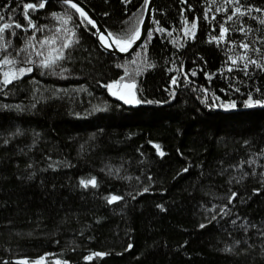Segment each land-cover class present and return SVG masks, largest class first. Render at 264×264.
<instances>
[{"label":"trees","instance_id":"1","mask_svg":"<svg viewBox=\"0 0 264 264\" xmlns=\"http://www.w3.org/2000/svg\"><path fill=\"white\" fill-rule=\"evenodd\" d=\"M82 1L116 34L144 13L143 0ZM28 2L40 1L0 0V16L26 27ZM241 3L264 8V0ZM233 7L227 0H157L152 37L126 57L107 54L69 10L66 27L75 35L70 58L61 62L67 80L34 66L0 87V264L45 254L46 264H264L257 235L264 224V107L244 104L249 92L262 98L264 72L250 65L246 76L240 61L228 71L229 57L243 52L241 41L264 50V12L242 18L245 36L235 17L225 20ZM66 8L47 1L29 10L38 28L47 26L37 41L61 25L51 13L63 16ZM193 19L194 39L184 31ZM220 23L229 31L217 43L210 37L219 36ZM15 31L12 56L33 30ZM248 55L259 60L261 53ZM137 69L136 96L153 103L113 99L105 85ZM231 101L235 108L220 107ZM249 159L255 163H244ZM92 177L95 188L79 184ZM113 195L122 199L109 203ZM224 205L228 215L220 213ZM243 224L257 228L245 232ZM97 252L105 255L84 259Z\"/></svg>","mask_w":264,"mask_h":264},{"label":"snow or ice","instance_id":"2","mask_svg":"<svg viewBox=\"0 0 264 264\" xmlns=\"http://www.w3.org/2000/svg\"><path fill=\"white\" fill-rule=\"evenodd\" d=\"M62 6H67L65 9V12L63 16L60 14L53 12L51 15L58 19L61 24L64 27L58 28V33H63L62 36H44L43 38L36 40V32L42 31L43 28L47 27L46 25H41L39 28L34 23L33 19L29 15V10H36L37 8L43 9L45 7L46 0H40L38 4L35 3H24L23 4V15L25 20L27 21V26L17 22H5V17L0 16V51L5 52L6 54L3 56L2 59H0V68H7V70L0 73L2 75V80H0V87H6L9 84H12L14 81L19 80L20 78L24 77L26 74L31 73L33 71V68L30 65L37 64L38 67L42 69L49 70L50 74L53 75H63V73L67 72L68 69L64 68L61 64L62 61L70 58V53L66 52V49H69L72 47L74 41L72 37L75 35L72 29L67 28L66 26L73 22V16L69 14V10H74L75 14L79 15L80 23L86 24L91 27L93 31H91V35L95 36L97 38V41L99 43V46L103 50H108L110 48H115L119 52H127L130 48H132L133 44H135L138 40L141 39V28L140 23L142 21L138 18L136 24L132 25L130 28L126 29L123 34H116L111 31H108L106 34L104 31H102L100 28L97 27V23L95 20L90 18L88 14L84 11L82 7L79 6L78 2H74V0H61ZM131 0H123V3L128 4ZM182 3H186L187 0H181ZM229 6L235 5V7L232 8L231 14L227 15L225 17L226 21H233V18L235 17L236 21L239 22L240 27L239 31L241 33H244L245 36L247 35V32L245 30L243 17L247 16L249 19H256L255 17H252V12L255 11L257 13L264 12V8H261L259 6H255L252 4L245 5L241 3V0H227ZM149 5V0H143V4L141 5L142 9L147 10ZM189 7H191L189 5ZM223 9L221 7H216L215 11L220 12ZM183 11V10H182ZM107 15V13H105ZM135 15V13H133ZM205 19H208L207 13L205 14ZM11 19V18H9ZM212 19H215L213 17ZM156 23H159V21H156ZM261 24H264V19L260 20ZM16 29H22L23 31L27 32L28 29H32L31 36L24 42V45L16 50L15 56H12L10 52H8V49L12 46V41L10 37L16 36ZM197 29V21L193 19V21L190 24V27L187 26L184 29L186 35H190L193 39L195 38V33ZM252 29L249 28L247 31H251ZM157 31H164L163 28L157 29ZM229 31V28L225 26V23H220L219 25V36H211V40L217 41L219 43L220 41H224L226 39V35ZM153 33L148 32L147 36L150 38L152 37ZM36 43L40 44V48L36 47ZM262 43H264V40H262ZM239 47L243 49V52L233 58L229 57V60H231L232 66L228 68V71L231 72L233 70V67H238V61L243 62V67L240 69L244 72L246 76H249V66L254 65L255 68L260 69L262 72H264V50L260 48H253L250 43L241 41ZM251 49L252 52H260L261 56L260 59H253L251 56L248 55L249 50ZM33 56L38 57V62L33 59ZM19 57L20 59H17ZM135 63V60L133 61ZM20 64H23L24 66H18ZM148 67H152L153 65L151 63L147 64ZM117 67H121L120 65H117ZM58 69V71H57ZM139 74V69L135 73L130 74L127 70H125L124 75L121 76L119 79L113 80L111 83H108L105 85L107 90L111 93L112 96L117 97L119 100L123 101L124 104L128 105H139L141 103H148L151 104L153 101L151 100H141L137 98L136 92L134 89L136 88V80L135 76ZM193 76L196 75V73L193 71L191 73ZM206 76H208L207 73H205ZM251 78V77H250ZM185 79H187V75H185ZM170 83L172 85H177L178 80L176 76H173L171 78ZM205 92H207V89H204ZM236 91H239V88L236 89ZM256 92H260V88H255ZM171 95L174 96V93H171ZM218 99V97L216 98ZM158 103V102H157ZM244 104L248 107H255V106H261L264 107V94H262V98H256L254 99L252 96V93L249 92L247 94V99L244 101ZM34 107V105H33ZM220 107L222 108H235L236 104L235 101H231L227 104H221ZM78 115V114H77ZM7 143V141H5ZM248 142L245 141V144ZM160 155H163L161 152ZM264 156V150L259 154ZM244 163H247L249 165L255 163L254 160L249 159L248 161H245ZM236 167H239V165H236ZM183 171H188L187 168L183 169ZM250 173L245 172L243 176H248ZM251 175H255V170L253 169ZM261 176L264 177V173H261ZM32 176L29 175L28 179H31ZM150 179V177H149ZM243 179V177H241ZM231 182V181H230ZM79 184L84 187L88 188L90 185L92 187L97 186V181L95 177H92L90 179H81L79 181ZM145 192L148 191V188L144 189ZM255 192H259V189H254ZM237 197L236 192H231V195L228 197V204H231L232 201ZM122 199L121 196L113 195L109 199V203L113 201H117ZM158 207H160L158 205ZM228 207V205H224L220 208V213H223L225 215H228L229 213L225 212V209ZM216 217L213 216L212 219H215ZM239 218V217H238ZM233 224H235V220L232 221ZM201 228H204L205 225L201 224ZM241 227L244 229L245 232L248 231V228H257V225L255 224H243ZM257 235L260 238H264V224H262L259 228H257ZM236 243H240V241H236ZM264 246V244H262ZM129 248L132 247L131 244L128 245ZM251 247V245H250ZM225 251H231V249L226 248ZM48 254H45L43 256H40L33 260L31 264H46V256ZM105 253L103 252H97L93 253L92 255H89L85 257L86 260H92L93 256L96 257H102ZM21 264H29V260L27 258H24V260L21 262ZM54 264H68L67 260H60L56 259Z\"/></svg>","mask_w":264,"mask_h":264},{"label":"water","instance_id":"3","mask_svg":"<svg viewBox=\"0 0 264 264\" xmlns=\"http://www.w3.org/2000/svg\"><path fill=\"white\" fill-rule=\"evenodd\" d=\"M27 1H34V0H27ZM37 1H40V0H37ZM47 1H57V2L62 3L61 0H46V2ZM74 2H78L79 6L84 9V11L88 14V16L96 21L98 28H100L102 31H104L105 34L108 32L105 29V27L102 25V23L99 20V18L93 13V11L89 8V6L86 3H84L82 0H74ZM156 3H157V0H149L148 8H147V10H144V14H143V17L141 19L142 23H140V25H139L140 28H141V39L138 40L135 44H133L132 48H130L127 52H119L115 48H110V49L104 50V51L107 54H109L111 56H115V57H126V56H129L132 53H134L142 45V43L144 42V40H145V38L147 36L149 28H150V26L152 24V21L154 19ZM95 39L97 40L96 37H95ZM31 73H29V74H31ZM112 98L117 100V101H119L120 103L124 104V102L119 100L117 97L112 96ZM124 105H128V104H124ZM23 260H24V258L23 259H19L18 263L21 264V262ZM31 262L32 261L29 260V264H31Z\"/></svg>","mask_w":264,"mask_h":264},{"label":"rangeland","instance_id":"4","mask_svg":"<svg viewBox=\"0 0 264 264\" xmlns=\"http://www.w3.org/2000/svg\"><path fill=\"white\" fill-rule=\"evenodd\" d=\"M145 10V9H144ZM144 14V13H143ZM143 17V16H142ZM61 27H64L62 24L61 25H59V26H57L52 32H50V34L49 35H47V36H49V37H51V36H57V35H60V36H62L63 35V33H58L57 32V29L58 28H61ZM36 47L37 48H40V44L38 43V44H36ZM68 51V49H66V52ZM33 59L34 60H36L37 62H38V60H39V58L38 57H35V56H33ZM18 66H24L23 64H20V65H18ZM32 68L35 66V67H38L37 66V64H33V65H30ZM40 68V67H39ZM42 69V68H41ZM5 70H7V68L5 67V68H0V73H2L3 71H5ZM42 70H44V71H47L48 73H49V70H47V69H42ZM57 71H58V69H57ZM29 74V73H28ZM50 74V73H49ZM27 75V74H26ZM54 79H56V80H58V81H66L67 80V74H66V72L65 73H63V75H53V74H50ZM0 76H2V75H0Z\"/></svg>","mask_w":264,"mask_h":264},{"label":"bare ground","instance_id":"5","mask_svg":"<svg viewBox=\"0 0 264 264\" xmlns=\"http://www.w3.org/2000/svg\"><path fill=\"white\" fill-rule=\"evenodd\" d=\"M150 29V28H149Z\"/></svg>","mask_w":264,"mask_h":264}]
</instances>
